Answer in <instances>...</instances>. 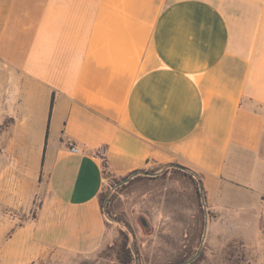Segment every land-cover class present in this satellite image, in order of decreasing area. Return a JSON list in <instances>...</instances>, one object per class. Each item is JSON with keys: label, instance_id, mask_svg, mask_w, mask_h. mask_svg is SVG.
<instances>
[{"label": "crops", "instance_id": "1", "mask_svg": "<svg viewBox=\"0 0 264 264\" xmlns=\"http://www.w3.org/2000/svg\"><path fill=\"white\" fill-rule=\"evenodd\" d=\"M0 106L22 195L39 202L0 264L110 244L103 159L116 177L189 169L211 249L235 242L264 264V0H0ZM13 189L1 179L0 200Z\"/></svg>", "mask_w": 264, "mask_h": 264}, {"label": "rangeland", "instance_id": "2", "mask_svg": "<svg viewBox=\"0 0 264 264\" xmlns=\"http://www.w3.org/2000/svg\"><path fill=\"white\" fill-rule=\"evenodd\" d=\"M2 115L1 111L0 118ZM12 123L10 118L0 122V180L14 184L12 200H0V247L19 226L36 216L39 206L37 199L29 201L22 195L18 162L14 155L5 152L4 132ZM193 177L198 180L197 176ZM194 180L170 165L144 168L125 177L107 174L102 199L111 229L110 244L91 257L49 258L39 264H117L116 251L123 239L122 231L129 238L133 264H184L191 260L195 264H210L211 258L227 259L229 264H247L253 252L241 244L230 242L217 252L211 249L206 224L212 216L203 198L198 199Z\"/></svg>", "mask_w": 264, "mask_h": 264}, {"label": "trees", "instance_id": "3", "mask_svg": "<svg viewBox=\"0 0 264 264\" xmlns=\"http://www.w3.org/2000/svg\"><path fill=\"white\" fill-rule=\"evenodd\" d=\"M170 166L173 167L175 171L181 172L184 175L189 176L190 178H192L194 180L193 176H195V175L189 169H187L181 165H178V164H170ZM103 168H104L105 177L107 174H112L110 171L107 170V163L104 159H103ZM139 171H141V170H139ZM139 171H135V172L131 173V175H133ZM188 172H190V174H188ZM191 174H193V176ZM143 178L148 179L149 177H143ZM194 182L197 186V188H196L197 197L199 200H201V198H203V194H204L201 191V181L198 178V180L197 181L194 180ZM99 199H100L101 206L103 208L102 192L100 193ZM109 207H111V203H109ZM122 235H123V239L121 240V243L117 246V251H116L117 264H133L135 261V258H134V255L132 253L131 248L129 247V238L127 237V235L124 231H122ZM110 247H111V245H110ZM189 258H191V257H188L187 259H189ZM191 264H195V262H193Z\"/></svg>", "mask_w": 264, "mask_h": 264}, {"label": "built area", "instance_id": "4", "mask_svg": "<svg viewBox=\"0 0 264 264\" xmlns=\"http://www.w3.org/2000/svg\"><path fill=\"white\" fill-rule=\"evenodd\" d=\"M71 151L76 153V152H78V148L75 147V146H72V147H71Z\"/></svg>", "mask_w": 264, "mask_h": 264}, {"label": "water", "instance_id": "5", "mask_svg": "<svg viewBox=\"0 0 264 264\" xmlns=\"http://www.w3.org/2000/svg\"><path fill=\"white\" fill-rule=\"evenodd\" d=\"M192 261H193V260H191V261H188V262H185L184 264H190Z\"/></svg>", "mask_w": 264, "mask_h": 264}]
</instances>
